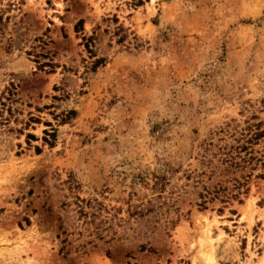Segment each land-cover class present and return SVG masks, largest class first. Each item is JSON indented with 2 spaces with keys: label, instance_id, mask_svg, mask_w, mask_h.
<instances>
[{
  "label": "rangeland",
  "instance_id": "374dc122",
  "mask_svg": "<svg viewBox=\"0 0 264 264\" xmlns=\"http://www.w3.org/2000/svg\"><path fill=\"white\" fill-rule=\"evenodd\" d=\"M258 122L264 0H0V264H264Z\"/></svg>",
  "mask_w": 264,
  "mask_h": 264
},
{
  "label": "trees",
  "instance_id": "16d2710c",
  "mask_svg": "<svg viewBox=\"0 0 264 264\" xmlns=\"http://www.w3.org/2000/svg\"><path fill=\"white\" fill-rule=\"evenodd\" d=\"M74 110H71V111H68L66 113V117H69L71 115H74ZM46 135H48V137H51L52 136V133H45ZM28 137H32V136H28ZM244 140L242 139V144H239L237 145L236 147L232 148L230 147L229 150H227L224 155L225 157L227 158L226 161H232L235 159V157H238V159L240 160V162L244 163L246 160H245V157L246 155H249V152H245L247 150L245 144H249L251 143L252 141H257L259 140L260 138L264 137V129H261V123L258 122L255 124L254 126V131L251 132V134H249V136L246 138V136H244ZM45 142H47L46 139H44ZM232 152H234L235 154L232 155ZM244 152V155H241L240 153ZM248 160H251V158L249 157ZM235 166L238 165V163H235L234 164ZM205 201H201L200 203V208L204 209L205 207Z\"/></svg>",
  "mask_w": 264,
  "mask_h": 264
}]
</instances>
